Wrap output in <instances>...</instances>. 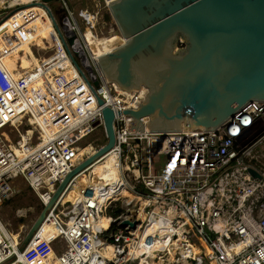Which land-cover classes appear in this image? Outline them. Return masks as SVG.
I'll list each match as a JSON object with an SVG mask.
<instances>
[{
  "label": "built area",
  "instance_id": "obj_1",
  "mask_svg": "<svg viewBox=\"0 0 264 264\" xmlns=\"http://www.w3.org/2000/svg\"><path fill=\"white\" fill-rule=\"evenodd\" d=\"M6 3L14 8L0 19V205L21 177L46 206L66 174L103 146L76 142L96 126L105 133L104 107L113 111L114 142L67 181L27 242L0 225V264H264V162L256 154L264 157V100L212 129H129L122 110L144 93L105 79L85 36L94 34L90 12L77 11L83 31L66 0L57 18L42 0ZM41 11L51 51L15 73L4 59L25 44L26 57L39 51L29 24ZM21 121L26 130L8 136L4 128ZM76 186L75 201L65 198Z\"/></svg>",
  "mask_w": 264,
  "mask_h": 264
},
{
  "label": "water",
  "instance_id": "obj_2",
  "mask_svg": "<svg viewBox=\"0 0 264 264\" xmlns=\"http://www.w3.org/2000/svg\"><path fill=\"white\" fill-rule=\"evenodd\" d=\"M106 3L125 40L98 55L97 64L109 83L144 93L137 107L122 110L129 129H212L234 116L246 102L264 100V0ZM54 10L58 15L63 6ZM51 17L63 38L62 22ZM74 37L72 33L68 42ZM98 101L102 102L101 98ZM102 111L106 142L66 174L29 228L24 243L67 181L112 146L113 111L109 107ZM115 222L135 225L130 218L119 217Z\"/></svg>",
  "mask_w": 264,
  "mask_h": 264
},
{
  "label": "rangeland",
  "instance_id": "obj_3",
  "mask_svg": "<svg viewBox=\"0 0 264 264\" xmlns=\"http://www.w3.org/2000/svg\"><path fill=\"white\" fill-rule=\"evenodd\" d=\"M52 6L54 14L56 12L54 7L62 5V0H50L47 2ZM66 3L69 5L72 10L81 30L86 31V24L83 20L77 15L79 9H84L92 15V21L94 24L93 28H89L94 34H90L89 31L85 32L88 38H101L106 35H109L114 32H119L118 27L109 12L107 7L106 0H66ZM5 7L0 5V19L13 7V5L5 4ZM57 18V16H56ZM54 25V23H53ZM34 32L32 34V45L36 47L39 51L32 56L26 57L25 54L30 50V46L25 44L23 47L25 49L19 50L14 53L11 57H6L5 61L9 62V65L12 64L16 66L14 70L15 73H20L22 69H27L33 67L41 59L48 56L51 51V47H47L45 50L43 38H46L48 31L51 29L50 19L41 11V14L35 20H32L29 24ZM121 34V33H120ZM122 36V35H121ZM91 47L96 45L91 44ZM99 49V45L96 47V51ZM99 53V52H97ZM12 61V64H11ZM28 124L24 121L16 124L15 126H7L4 130L7 132L8 136L15 137L19 130H26ZM107 138L101 126H96L94 130L85 136L82 140L77 141L79 145L92 144L94 147H98L106 142ZM86 148L81 147L80 150L84 151ZM259 154V157L262 162H264V157H261L262 154ZM264 154V153H263ZM86 154L82 158L85 157ZM162 158V156H159ZM156 161V158H154ZM10 198V199H9ZM43 209V206L38 198L37 193L23 180L21 177H17L13 181L12 193L9 197L3 201L0 206V218L7 227L9 233L18 234L19 238H24L33 224L34 220L39 215L40 211ZM48 229H51L49 223L45 224Z\"/></svg>",
  "mask_w": 264,
  "mask_h": 264
},
{
  "label": "bare ground",
  "instance_id": "obj_4",
  "mask_svg": "<svg viewBox=\"0 0 264 264\" xmlns=\"http://www.w3.org/2000/svg\"><path fill=\"white\" fill-rule=\"evenodd\" d=\"M85 36H86V38L88 40L90 50H92V52L95 53L97 56L100 55V54H102V53H105V52L111 50L112 48L116 47L118 44L122 43L125 40V37L124 36H121V34L118 33V32L117 33L114 32V33H111V34L106 35L104 37L95 38V39L88 38V36H87L86 33H85ZM91 44L96 45V46L95 47H91L90 46ZM98 45H99V49L96 51L95 49H96V47ZM97 52H99V53H97ZM4 61H5V59H4ZM144 119H146V117H144ZM72 188L73 187H71V189H68L65 192L64 197L65 198L70 197V198H72L73 201H75L76 193H77V186L74 189H72ZM0 225H1L2 228H4L7 231V227L4 224V222L1 220V218H0ZM44 232H45V230H44ZM13 236L15 238H17V239L19 238V235L18 234H13Z\"/></svg>",
  "mask_w": 264,
  "mask_h": 264
}]
</instances>
